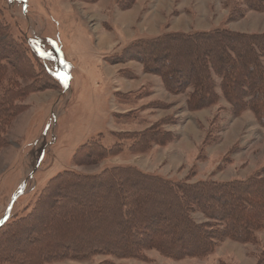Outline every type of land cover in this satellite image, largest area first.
<instances>
[{
    "label": "rangeland",
    "instance_id": "1",
    "mask_svg": "<svg viewBox=\"0 0 264 264\" xmlns=\"http://www.w3.org/2000/svg\"><path fill=\"white\" fill-rule=\"evenodd\" d=\"M0 25L22 50L13 48L12 60H3L8 64L5 78L36 89L15 101L22 107L2 134L0 224L19 222L16 230H25L13 234L9 245V231L0 233V255L20 259L0 264H258L264 228L256 242L224 239L204 256L177 259L150 248L139 257L94 254L42 263L35 258L46 255L44 237L54 243L56 218L45 211L40 212L45 217L35 214L52 178L65 171L93 176L132 167L173 183L245 180L261 171L264 126L253 110L234 111L220 76L212 73L218 99L192 108L193 87L169 91L162 77L147 71L127 49L168 32L264 33V11L247 9L241 0H135L126 9L116 0H0ZM43 65L59 82L45 75ZM16 70L27 78L21 79ZM151 130L161 134L135 146L140 141L136 134ZM95 140L108 149L121 144L120 149L98 162L76 160L82 145ZM101 196L91 194L85 206L104 207ZM59 207L57 203L54 209ZM176 210L163 216L159 226L175 222ZM90 217H66L61 227L67 228L66 238L83 236L86 227L99 228ZM192 217L198 223L208 221L199 211Z\"/></svg>",
    "mask_w": 264,
    "mask_h": 264
},
{
    "label": "trees",
    "instance_id": "2",
    "mask_svg": "<svg viewBox=\"0 0 264 264\" xmlns=\"http://www.w3.org/2000/svg\"><path fill=\"white\" fill-rule=\"evenodd\" d=\"M241 1L247 9L264 11V0ZM134 2L116 0L122 9L130 8ZM4 28L0 25V147L2 134L22 107L15 101L35 89L18 86L17 80L5 78L8 64L3 60H12L14 50H22L11 44L12 39ZM127 52L140 59L147 71L160 75L169 91L177 93L193 87L189 97L192 108L208 106L218 99L212 73L217 74L221 77L224 96L234 111L249 108L264 126V33L227 29L168 32L155 39L139 40ZM16 60L20 61V57ZM42 68L45 75L59 82L45 65ZM16 72L21 79L27 78V74ZM152 134L161 133L151 130L136 134L140 141L135 146ZM120 145L108 149L95 140L82 145L75 158L98 162L117 152ZM103 191L105 194L101 196ZM91 194L100 195L104 207L85 206ZM39 203L37 219L45 217L41 211L56 218L52 226L56 233L54 243L49 245V238L44 237L41 243L47 246L46 255L35 258L42 263L64 257L85 259L94 254L139 257L144 249L150 248L177 259L204 256L224 239L241 243L257 241V232L264 228V167L245 180L196 183H173L132 167H114L93 176L65 171L52 178ZM57 203L60 207L56 210ZM174 209H177L174 212L177 220L159 226L161 218ZM195 211L201 212L208 221L198 223L192 217ZM77 214L90 215L92 223L100 226L82 229L84 242L77 235L66 238L67 228H61L66 217L75 218ZM81 221L83 219L78 222ZM18 223L2 222L0 233L9 231L10 237L22 234L25 229L21 226L16 230L21 225ZM116 227L121 228L116 230ZM144 233L150 234V238H144ZM11 240L12 237L8 238L6 245L11 244ZM3 260L20 259L4 254L0 255V261ZM258 264H264V253Z\"/></svg>",
    "mask_w": 264,
    "mask_h": 264
}]
</instances>
